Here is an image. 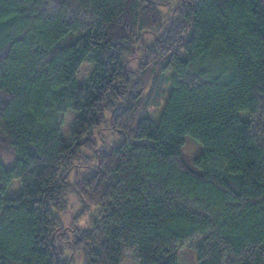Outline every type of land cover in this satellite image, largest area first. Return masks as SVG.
I'll return each instance as SVG.
<instances>
[{"label": "trees", "instance_id": "trees-1", "mask_svg": "<svg viewBox=\"0 0 264 264\" xmlns=\"http://www.w3.org/2000/svg\"><path fill=\"white\" fill-rule=\"evenodd\" d=\"M102 123L121 144L95 147ZM3 149L0 264H177L192 239L198 264H264V0H0ZM70 193L95 209L71 240Z\"/></svg>", "mask_w": 264, "mask_h": 264}, {"label": "rangeland", "instance_id": "rangeland-1", "mask_svg": "<svg viewBox=\"0 0 264 264\" xmlns=\"http://www.w3.org/2000/svg\"><path fill=\"white\" fill-rule=\"evenodd\" d=\"M139 65L137 60H133L130 63L132 69H136ZM92 64L85 63L83 64L79 71L77 72V80L79 85H84L92 72ZM164 93L160 97L156 106L149 110L152 120L157 123L159 121L160 113L163 110L165 105L167 93L169 90V83L163 85ZM239 116L241 119H247L246 112H240ZM74 114L72 112H67L63 117V124L61 126L60 132L61 137L65 142H68L69 133L71 131V126L73 122ZM108 124L102 123V130L99 132L96 131L95 134V147L99 148L100 146H117L121 144V137L111 129H104ZM185 143L182 148V153L190 159L191 167H195L193 159H195L201 152L202 146L192 137L186 136ZM105 141V143H104ZM83 154L91 155V151L87 149H82ZM2 163L7 167L11 168L16 161V158L13 154L7 149L1 150L0 155ZM82 163V161H80ZM91 165H94V162L91 161ZM85 167H76L72 170L69 179L72 181L76 172H84ZM21 186L19 180H13L7 193V198H14L20 194ZM66 209L60 215V221L62 227L68 234V238L71 240L73 238L74 232L72 229H86L88 228L89 216L95 212V209L91 211L81 212L83 207L78 196L75 193H70L65 198ZM199 244V239H192L184 247L179 248L177 251V264H198V251L197 245ZM71 251L67 250L66 254L69 255ZM73 264H84V258L81 252L73 253ZM121 264H140L139 260L136 257V254L130 250L122 249L121 254Z\"/></svg>", "mask_w": 264, "mask_h": 264}]
</instances>
